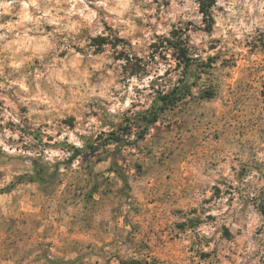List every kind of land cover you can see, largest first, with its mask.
Returning a JSON list of instances; mask_svg holds the SVG:
<instances>
[{"label":"clouds","instance_id":"obj_1","mask_svg":"<svg viewBox=\"0 0 264 264\" xmlns=\"http://www.w3.org/2000/svg\"><path fill=\"white\" fill-rule=\"evenodd\" d=\"M0 264H264V0H0Z\"/></svg>","mask_w":264,"mask_h":264}]
</instances>
